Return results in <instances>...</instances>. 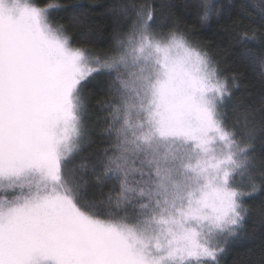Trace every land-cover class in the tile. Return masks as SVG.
Masks as SVG:
<instances>
[{
	"label": "snow or ice",
	"instance_id": "obj_1",
	"mask_svg": "<svg viewBox=\"0 0 264 264\" xmlns=\"http://www.w3.org/2000/svg\"><path fill=\"white\" fill-rule=\"evenodd\" d=\"M193 7L201 25L231 21L264 80V52L245 43L264 49V3ZM60 8L0 0V264H221L246 198L264 194L256 112L241 110L243 132L228 122L238 74L152 4L113 9L129 23L102 54L72 43ZM101 81L104 146L77 160Z\"/></svg>",
	"mask_w": 264,
	"mask_h": 264
},
{
	"label": "trees",
	"instance_id": "obj_2",
	"mask_svg": "<svg viewBox=\"0 0 264 264\" xmlns=\"http://www.w3.org/2000/svg\"><path fill=\"white\" fill-rule=\"evenodd\" d=\"M43 6L47 0H36ZM199 0H60L61 8L52 13L54 22L65 26L68 34L72 37L74 45H86L93 52L102 54L113 46L114 34L118 30H126L129 19L114 12L123 4H152L156 7L158 21L167 17L171 22L178 21L180 27L188 32L190 38L197 42L208 54L219 62L225 74L231 76L238 74L239 87L233 91V100L229 103L230 125L237 124V131L243 132V118L241 110L250 108L256 112L257 139L256 151L261 152V135L259 126L261 122V105L264 104V80L258 74V70L250 67L244 60L245 45L239 43L229 35L226 27L231 21L222 20L220 23L213 22L209 25H201L197 18V9L193 7ZM215 3H227L228 0H214ZM239 4L241 0H233ZM264 3V0H256ZM250 11H254L249 9ZM235 15V12H233ZM260 28V25H256ZM259 35H264L261 31ZM254 51L264 52L259 40L245 42ZM106 82L93 83L86 89V95L90 96L89 110L85 119L88 130L89 142L77 160L81 158L92 159L103 148L99 138L101 122L96 105L98 99L104 96ZM239 103L240 108L233 111V105ZM251 208L244 228L226 247L221 256V264H264V194H256L245 200Z\"/></svg>",
	"mask_w": 264,
	"mask_h": 264
},
{
	"label": "rangeland",
	"instance_id": "obj_3",
	"mask_svg": "<svg viewBox=\"0 0 264 264\" xmlns=\"http://www.w3.org/2000/svg\"><path fill=\"white\" fill-rule=\"evenodd\" d=\"M29 2H30V0H29ZM85 119H86V117H85Z\"/></svg>",
	"mask_w": 264,
	"mask_h": 264
}]
</instances>
